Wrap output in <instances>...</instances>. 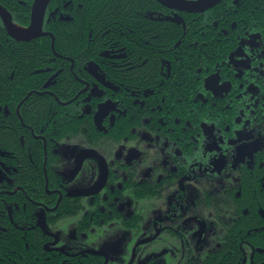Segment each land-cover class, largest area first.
<instances>
[{
	"label": "flooded vegetation",
	"instance_id": "obj_1",
	"mask_svg": "<svg viewBox=\"0 0 264 264\" xmlns=\"http://www.w3.org/2000/svg\"><path fill=\"white\" fill-rule=\"evenodd\" d=\"M52 1L43 35L61 58L45 25L75 16L71 7L67 16L51 10ZM34 3L0 0L23 30ZM218 6L213 19H225L223 28L202 24ZM134 17L128 31L106 33L97 64L82 62L84 78L66 57L81 81L76 96L63 100L54 92L59 70L42 88L30 83L28 96L0 105V125L25 127L35 140L26 146L20 132L41 174L38 183H26L21 160L12 162L19 156L0 141V264H233L231 250L223 251L233 247L225 232L242 198L244 214L247 194L264 196V0H221L203 12L145 0ZM151 21L166 23V31ZM0 24L19 47L42 36L19 41L1 15ZM136 45L160 49L156 73L142 74L148 58ZM37 94L64 107L79 99L71 106L77 131L56 140L51 104L47 117L28 118L25 104ZM258 211L264 217V207ZM239 250L236 264H264L244 238Z\"/></svg>",
	"mask_w": 264,
	"mask_h": 264
},
{
	"label": "trees",
	"instance_id": "obj_2",
	"mask_svg": "<svg viewBox=\"0 0 264 264\" xmlns=\"http://www.w3.org/2000/svg\"><path fill=\"white\" fill-rule=\"evenodd\" d=\"M68 2L70 1L53 0L50 9H56L58 12H62V15L67 16L69 15V7H71L73 9L72 15L75 18L72 20H59V15L57 14V19H53L45 25L46 30L51 31L56 37L55 48L59 54L63 55L61 58H56V55L52 52L51 36L42 35L25 46L19 47L17 44L19 42L13 40L0 24V105L12 99V97H20V95L28 96L27 94L32 88L29 85L30 83H40V88H42L43 84L50 77V74L59 70L61 71L59 76L52 82V87H54V84L57 87V89H54V92L63 98V100L76 96L82 87L81 81L74 76L75 74L71 70V61L66 57H72L76 60L75 73L80 78H84L85 72L78 70L82 62L91 63L94 60L93 62L97 64L98 55L95 51L104 47L103 44L110 39L109 36L117 30V27L128 31V25L133 24L135 20H139L134 17V14L140 9L141 3L145 2V0H72V2ZM219 7L207 11L204 14L206 18L200 19L201 23L209 25L212 29L213 27L216 29L223 28L222 26L226 23L225 19L219 18L217 21L213 19V15ZM231 13L235 16L234 10L230 11L229 14ZM85 16L89 18L88 21L84 20ZM253 18L250 15L249 24L252 28L258 29L259 24H253ZM23 19L26 24L29 23L28 17ZM138 24L139 27L145 30L144 21L138 22ZM150 24L154 28H159L161 33L166 31V28H163L166 23L162 21H151ZM107 32L111 34L107 35ZM104 33L105 37L103 38L102 34ZM87 47L90 50L84 53ZM135 48L138 55L148 58V64L141 67L142 74H147L150 71L156 73L160 67L158 54L160 53V49L155 47L154 50L152 49L151 52L147 53V48L144 45H136ZM202 54L208 56V53L204 52ZM46 97L48 96L32 95L27 100L28 103L25 104L27 106L26 111L24 110L25 115L27 114L28 118L34 117V119L36 117L38 119L47 117L49 106L52 102L46 99ZM79 102V99L75 100L67 107L60 105L58 102L51 104L56 107V140L62 141L69 133L77 131L79 120L77 122L76 117H74L75 110L71 106ZM93 104L96 105V102ZM92 125L90 129H92ZM93 127L95 128V125ZM21 131H24L23 135L25 136L24 141L26 146L31 144V141L35 142L31 137L29 140L30 133L27 128L19 126L15 130L11 127L4 128L3 125H0V141L11 146L17 156H19L20 159L13 160L12 162L19 163L21 160L23 166L21 172L22 179L29 184L38 183L41 174L24 153L26 149L21 146ZM89 138L94 139L89 140L90 142H97V136L90 135ZM38 142L42 143L39 140ZM258 205L264 207V196L259 194L257 198H254L250 194H247L244 197L243 214L242 198L239 203V211L232 219L228 232H225L227 235L224 238L226 243L228 242L233 247L231 249H224L223 251L231 250L233 264H236L242 258L239 250V243L242 238H244V246H247L250 252L252 249H255V255L264 256V252L261 253L259 250L260 248L264 250V217L258 211ZM220 254L219 252L216 253L217 256Z\"/></svg>",
	"mask_w": 264,
	"mask_h": 264
},
{
	"label": "water",
	"instance_id": "obj_3",
	"mask_svg": "<svg viewBox=\"0 0 264 264\" xmlns=\"http://www.w3.org/2000/svg\"><path fill=\"white\" fill-rule=\"evenodd\" d=\"M51 0H35L33 6L32 20L27 29L23 31L19 30V26L15 25L9 17L7 11L0 5V15L4 19L5 26L8 33L19 41H30L39 35L45 34L43 32V20L46 12V8ZM161 4L173 9L183 10L188 12H203L216 4L221 0H158ZM57 53V52H55ZM58 54V53H57ZM59 55V54H58ZM59 100V98H57ZM1 174V173H0ZM102 184V181L100 182Z\"/></svg>",
	"mask_w": 264,
	"mask_h": 264
},
{
	"label": "bare ground",
	"instance_id": "obj_4",
	"mask_svg": "<svg viewBox=\"0 0 264 264\" xmlns=\"http://www.w3.org/2000/svg\"><path fill=\"white\" fill-rule=\"evenodd\" d=\"M190 1H197V0H190ZM63 5V4H62ZM63 7V6H62ZM86 7V6H85ZM154 7H156V6H154ZM157 8V7H156ZM158 9V8H157ZM156 9V10H157ZM154 10V9H153ZM64 12V11H63ZM57 15V14H56ZM131 17V16H130ZM59 19V18H58ZM19 30L20 31H22L23 30V28L22 27H19ZM91 30H92V28H91ZM90 33V32H89ZM54 46H55V40H53V48H54ZM250 119V118H249ZM56 125V124H55ZM57 127V126H56ZM53 133H55V132H53ZM3 137V136H2ZM28 142V141H27ZM32 142V141H31ZM155 144V143H154ZM152 146V145H151ZM246 146V145H245ZM31 148V147H30ZM43 148V147H42ZM154 148V147H153ZM104 151V150H103ZM35 153V152H34ZM115 157V156H114ZM17 159V158H16ZM20 159V158H19ZM20 166V165H19ZM255 166V165H254ZM255 168V167H254ZM262 171V170H261ZM5 214V213H4Z\"/></svg>",
	"mask_w": 264,
	"mask_h": 264
},
{
	"label": "rangeland",
	"instance_id": "obj_5",
	"mask_svg": "<svg viewBox=\"0 0 264 264\" xmlns=\"http://www.w3.org/2000/svg\"><path fill=\"white\" fill-rule=\"evenodd\" d=\"M211 241L213 242V238L211 237Z\"/></svg>",
	"mask_w": 264,
	"mask_h": 264
}]
</instances>
